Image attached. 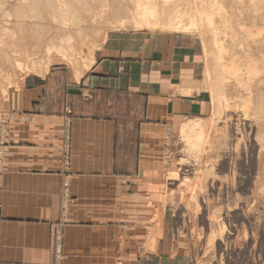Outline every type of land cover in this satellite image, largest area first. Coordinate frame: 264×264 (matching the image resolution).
<instances>
[{"label": "crops", "instance_id": "crops-1", "mask_svg": "<svg viewBox=\"0 0 264 264\" xmlns=\"http://www.w3.org/2000/svg\"><path fill=\"white\" fill-rule=\"evenodd\" d=\"M201 84L197 43L146 31L109 34L79 79L66 69L26 75L0 133V264H53L64 204L60 264L177 256L156 190L167 137L210 114Z\"/></svg>", "mask_w": 264, "mask_h": 264}, {"label": "rangeland", "instance_id": "rangeland-1", "mask_svg": "<svg viewBox=\"0 0 264 264\" xmlns=\"http://www.w3.org/2000/svg\"><path fill=\"white\" fill-rule=\"evenodd\" d=\"M149 1L157 6L155 28L140 25L135 7L128 5L126 17H105L101 30L87 32L86 47H76L87 56L94 47L92 65L107 36L116 31L183 35L200 48L201 85L211 110L204 121L183 123L167 137L156 219H164L167 245L179 253H169L170 258L162 253L161 262L264 264V0ZM123 19L128 21L121 23ZM27 66L0 71L2 129L24 77L40 74L37 65ZM49 69L74 75L69 65ZM190 141L197 147L192 149Z\"/></svg>", "mask_w": 264, "mask_h": 264}, {"label": "bare ground", "instance_id": "bare-ground-1", "mask_svg": "<svg viewBox=\"0 0 264 264\" xmlns=\"http://www.w3.org/2000/svg\"><path fill=\"white\" fill-rule=\"evenodd\" d=\"M128 5L135 7L134 17L140 25L157 26V6L149 0H0V71L4 74L15 68H28L27 64H31L32 67L37 65L40 74H45L52 65L61 64L71 66L75 78H81L91 68L94 47L88 56L81 55L83 51L76 47L77 44L86 47L85 38L91 35L88 36L87 32L99 30L105 17H126ZM124 21L128 20L123 19L121 23ZM191 26L187 25L185 30H191ZM6 43H12L13 47L4 48ZM189 144L193 149L198 143L190 141Z\"/></svg>", "mask_w": 264, "mask_h": 264}, {"label": "built area", "instance_id": "built-area-1", "mask_svg": "<svg viewBox=\"0 0 264 264\" xmlns=\"http://www.w3.org/2000/svg\"><path fill=\"white\" fill-rule=\"evenodd\" d=\"M1 124V123H0ZM5 132L4 129L0 126V133L1 135ZM68 155L65 156V161L67 162ZM66 188H64V197L66 195ZM63 211L60 215L59 220L52 225L51 227V234H50V241H51V249L53 254V264H60L62 261V224L66 223V205H63Z\"/></svg>", "mask_w": 264, "mask_h": 264}]
</instances>
